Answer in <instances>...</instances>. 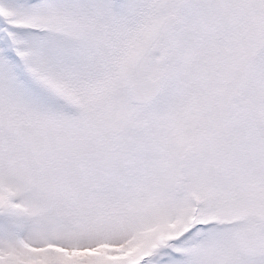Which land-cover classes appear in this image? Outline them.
Masks as SVG:
<instances>
[{
  "label": "snow or ice",
  "instance_id": "snow-or-ice-1",
  "mask_svg": "<svg viewBox=\"0 0 264 264\" xmlns=\"http://www.w3.org/2000/svg\"><path fill=\"white\" fill-rule=\"evenodd\" d=\"M0 264H264V0H0Z\"/></svg>",
  "mask_w": 264,
  "mask_h": 264
}]
</instances>
